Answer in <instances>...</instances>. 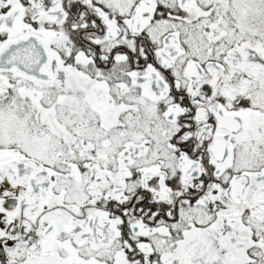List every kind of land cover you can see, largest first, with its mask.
Instances as JSON below:
<instances>
[{
    "label": "snow or ice",
    "instance_id": "6c2138e0",
    "mask_svg": "<svg viewBox=\"0 0 264 264\" xmlns=\"http://www.w3.org/2000/svg\"><path fill=\"white\" fill-rule=\"evenodd\" d=\"M0 264H264V0H0Z\"/></svg>",
    "mask_w": 264,
    "mask_h": 264
}]
</instances>
